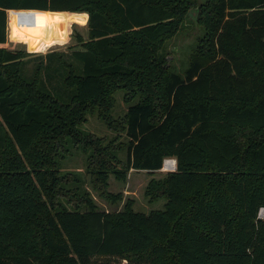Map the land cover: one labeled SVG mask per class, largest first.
<instances>
[{
	"label": "trees",
	"instance_id": "1",
	"mask_svg": "<svg viewBox=\"0 0 264 264\" xmlns=\"http://www.w3.org/2000/svg\"><path fill=\"white\" fill-rule=\"evenodd\" d=\"M187 10V0H0V264H264V0H207L179 73L161 50ZM71 23L74 62L45 53L66 71L60 99L41 88L40 64L31 79L22 66L65 43ZM117 88L135 101L113 119ZM94 110L126 137L122 167L121 143L79 129ZM66 144L113 203L122 193L107 190L109 175L174 158L146 188L162 208L136 211L127 198L97 210L79 177L60 172Z\"/></svg>",
	"mask_w": 264,
	"mask_h": 264
},
{
	"label": "rangeland",
	"instance_id": "2",
	"mask_svg": "<svg viewBox=\"0 0 264 264\" xmlns=\"http://www.w3.org/2000/svg\"><path fill=\"white\" fill-rule=\"evenodd\" d=\"M206 1L207 0H187V13L179 23L174 34L163 44V49L161 51L165 55L166 64L170 69L176 72H182L188 61L189 54L197 44V40L201 39L204 35L203 26L198 23L197 17L200 7ZM78 24L79 26L75 28V31H79L86 38V26H82L80 23ZM71 25L72 23L69 25L68 40L65 43L55 44L41 51H31V53L36 52L39 54L25 55L24 65L22 66L23 76L27 79H31L37 70L38 64H40L38 74L39 80L41 81V88L49 91L60 99H66L69 95V92L61 83L66 71L63 66L57 64L55 59L48 58L45 53L52 49L59 50L58 52L61 53L66 62L72 60L69 49L76 46H74V42L70 38L72 32ZM15 46H18V42L10 40L8 36L7 48H14ZM25 48L27 49L26 46ZM72 61L74 62V60ZM111 98L112 106L109 109V115L113 119L122 117L129 103L135 101L126 102L124 100V89L122 88H117L111 94ZM79 129L83 134H91L95 137L104 138V144L110 140H112V143L115 145L121 143L123 147L119 148L118 152H116V158L119 159L120 162L115 163V165L117 167H122L126 159V151L124 148L126 137L123 131L110 129L98 116L95 110L86 114L85 120L80 124ZM65 148L68 149V152H64L66 156L61 159L60 172H70L79 177V186L89 193L97 210L107 212L121 210L127 198L132 199V206L136 211L147 213L150 210L162 208L164 199L160 198L154 202H149L148 196L146 195V188L151 178L159 179L163 177L167 171L162 170V168L154 172L130 169L123 181L115 179L113 175H109L107 190L111 193H122L121 201L113 203L102 197L99 193L100 190L94 187L92 176L86 171V154L82 152L81 149L73 147L70 144H66ZM62 201L67 208L73 206L70 203H66V200L62 199ZM258 216L264 218V208L259 210Z\"/></svg>",
	"mask_w": 264,
	"mask_h": 264
},
{
	"label": "built area",
	"instance_id": "3",
	"mask_svg": "<svg viewBox=\"0 0 264 264\" xmlns=\"http://www.w3.org/2000/svg\"><path fill=\"white\" fill-rule=\"evenodd\" d=\"M171 160H173V163H171ZM175 167H176L175 159L172 157H169L163 160V164L161 168L162 170H165V171H173Z\"/></svg>",
	"mask_w": 264,
	"mask_h": 264
},
{
	"label": "water",
	"instance_id": "4",
	"mask_svg": "<svg viewBox=\"0 0 264 264\" xmlns=\"http://www.w3.org/2000/svg\"><path fill=\"white\" fill-rule=\"evenodd\" d=\"M175 162H176V160H175Z\"/></svg>",
	"mask_w": 264,
	"mask_h": 264
}]
</instances>
